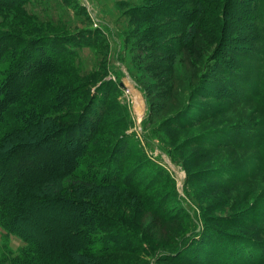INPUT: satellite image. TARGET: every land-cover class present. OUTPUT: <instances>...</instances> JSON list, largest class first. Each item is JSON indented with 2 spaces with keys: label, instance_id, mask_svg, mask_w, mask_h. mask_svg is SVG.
Here are the masks:
<instances>
[{
  "label": "rangeland",
  "instance_id": "374dc122",
  "mask_svg": "<svg viewBox=\"0 0 264 264\" xmlns=\"http://www.w3.org/2000/svg\"><path fill=\"white\" fill-rule=\"evenodd\" d=\"M145 3L29 0L27 10L37 20L7 6L0 10V26L25 36H68L59 44L63 42L74 59V69L89 92L87 100L103 81L95 91L94 110L107 106L115 125L94 144L112 146V139L124 137L122 147L127 157L133 156L138 171L163 181L151 182L155 203L149 207L139 195L119 194L108 202L102 194L92 201L82 197L138 238L128 234L131 246L88 264H264V143L261 150L223 143L264 130V103L257 99L261 95L264 100V0H256L257 23L255 17L248 24L240 20L250 28L255 50H228L230 44L219 36V22L195 27L187 44L169 48L172 35L143 36L150 24L135 16L134 6ZM244 78L248 83L242 98L232 101L227 87H241L238 80ZM129 85L144 100L141 118ZM51 162L43 177L48 173L51 178L64 164ZM39 179L40 174L33 181ZM75 183L69 177L64 180L67 186ZM25 194L37 198L28 187ZM28 205L20 215L21 226L43 237L45 246L53 247L50 239L57 229L67 232L60 228L66 219L73 225L79 222L68 211L74 205ZM83 207L87 203L76 212ZM74 230L71 227L69 234ZM240 236L256 244L249 255L230 245L234 237L248 244Z\"/></svg>",
  "mask_w": 264,
  "mask_h": 264
},
{
  "label": "trees",
  "instance_id": "16d2710c",
  "mask_svg": "<svg viewBox=\"0 0 264 264\" xmlns=\"http://www.w3.org/2000/svg\"><path fill=\"white\" fill-rule=\"evenodd\" d=\"M28 2L0 0V10L7 6L26 19L37 20L27 10ZM258 8L256 0H146L142 6H134V12L150 24L144 37L172 35L169 48L187 44L186 38L193 35L195 27L219 22V36L230 44L228 50H245L247 46L255 50L250 28L241 26L240 20L250 23ZM62 37L68 36L41 33L29 37L15 28L0 26V225L24 242L18 253L6 251L0 264H88L124 251L133 243L130 238L138 239L137 236L110 215L101 213L95 204L83 201H92L101 194L107 202L119 194L139 195L149 207L155 203V190L151 188L162 181L138 171L133 156L127 157V149L122 147L124 137L116 142L112 139V146L94 144L106 129L115 126L107 106L94 110L95 91L99 92L104 82L87 100L89 92L84 91L85 84L74 69L75 61L63 42L59 44ZM238 83L241 87H227L232 101L242 98L247 78ZM257 99L264 103L261 95ZM238 138L223 143L252 145L261 150L264 130ZM50 160L64 164L51 178L48 173L43 177L41 172L46 174L53 166ZM38 174L40 179L35 183ZM68 177L76 186L64 184ZM27 187L37 193V198L25 194ZM33 201L74 205L76 208L68 206V211L80 223L73 225L66 219L60 228L67 234L57 229L50 239L53 247L45 246L43 237L21 226L20 215L29 207L27 202ZM82 203L87 207L76 212ZM71 227L76 228L73 235L69 234ZM238 239L232 238L230 245L239 246L237 249L249 255L255 242L242 237L248 244L241 245ZM261 256L264 259V254Z\"/></svg>",
  "mask_w": 264,
  "mask_h": 264
},
{
  "label": "crops",
  "instance_id": "0c3cea01",
  "mask_svg": "<svg viewBox=\"0 0 264 264\" xmlns=\"http://www.w3.org/2000/svg\"><path fill=\"white\" fill-rule=\"evenodd\" d=\"M24 245L23 240L15 235L8 233L0 225V260L3 258V254L9 249L14 253H18L19 249ZM1 264H9L8 262H2Z\"/></svg>",
  "mask_w": 264,
  "mask_h": 264
},
{
  "label": "bare ground",
  "instance_id": "6f19581e",
  "mask_svg": "<svg viewBox=\"0 0 264 264\" xmlns=\"http://www.w3.org/2000/svg\"><path fill=\"white\" fill-rule=\"evenodd\" d=\"M129 86H130V90L133 93L136 111L138 113V116L141 118V116L143 115V112H144V100L142 98L141 93L137 89H135L134 86H132V85H129ZM175 169H177V168L175 167Z\"/></svg>",
  "mask_w": 264,
  "mask_h": 264
},
{
  "label": "water",
  "instance_id": "95a60500",
  "mask_svg": "<svg viewBox=\"0 0 264 264\" xmlns=\"http://www.w3.org/2000/svg\"><path fill=\"white\" fill-rule=\"evenodd\" d=\"M124 86V85H123ZM180 181H181V179H180Z\"/></svg>",
  "mask_w": 264,
  "mask_h": 264
}]
</instances>
